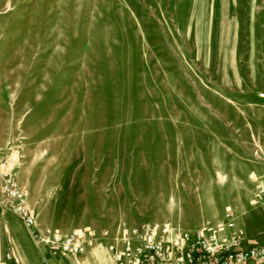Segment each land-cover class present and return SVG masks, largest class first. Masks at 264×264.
<instances>
[{
    "label": "rangeland",
    "instance_id": "1",
    "mask_svg": "<svg viewBox=\"0 0 264 264\" xmlns=\"http://www.w3.org/2000/svg\"><path fill=\"white\" fill-rule=\"evenodd\" d=\"M261 94L264 0H0V173L89 246L225 214L257 232Z\"/></svg>",
    "mask_w": 264,
    "mask_h": 264
},
{
    "label": "built area",
    "instance_id": "2",
    "mask_svg": "<svg viewBox=\"0 0 264 264\" xmlns=\"http://www.w3.org/2000/svg\"><path fill=\"white\" fill-rule=\"evenodd\" d=\"M252 202L264 209V178ZM0 206L16 213L33 239L51 255L80 254L91 244L92 232L77 229L59 234L39 226L36 211L28 205L24 189L9 170L0 174ZM245 240L243 229L225 214L219 222H207L191 230L164 222H143L123 228L108 249L115 264H264V241L244 245Z\"/></svg>",
    "mask_w": 264,
    "mask_h": 264
},
{
    "label": "crops",
    "instance_id": "3",
    "mask_svg": "<svg viewBox=\"0 0 264 264\" xmlns=\"http://www.w3.org/2000/svg\"><path fill=\"white\" fill-rule=\"evenodd\" d=\"M248 235L244 245L264 241V224ZM101 243L103 246H89L78 255H51L43 244L33 239L31 230L16 213L0 206V264H115L108 246ZM247 264L256 263L249 261Z\"/></svg>",
    "mask_w": 264,
    "mask_h": 264
}]
</instances>
